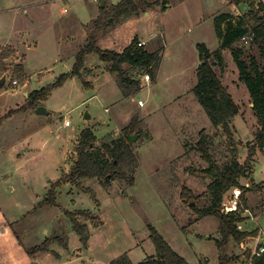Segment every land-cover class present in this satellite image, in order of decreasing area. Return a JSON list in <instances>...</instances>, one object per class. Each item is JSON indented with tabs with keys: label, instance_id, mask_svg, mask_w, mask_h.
<instances>
[{
	"label": "rangeland",
	"instance_id": "1",
	"mask_svg": "<svg viewBox=\"0 0 264 264\" xmlns=\"http://www.w3.org/2000/svg\"><path fill=\"white\" fill-rule=\"evenodd\" d=\"M105 1L108 9L118 0ZM148 1L150 6L97 30L99 0H0L4 56L0 62L7 67L0 70V79L5 76L0 85V118L23 105L31 91L69 71L89 39L101 49L122 51L136 36L147 51L161 49L153 80L145 81V73L128 69L141 81V88L128 96L118 88L108 64L91 51L84 57L81 77L68 76L39 102L47 114L28 110L3 118L0 264H110L121 256L137 264L156 254L153 230L189 264H218V219L197 211L209 203L207 186L212 180L198 141L204 136L208 152L222 165L229 161L233 146L244 162L254 139L258 123L231 52L220 49V56L214 54L220 47L214 17L230 13L235 20L249 5L232 0ZM258 3L264 1L255 0ZM199 44L205 45L208 60L216 63L213 70L239 106L231 119L233 146L222 127L212 125L192 92L202 61ZM245 45V56L257 52ZM133 117V133L145 130L146 134L131 145L137 159L131 183L114 179L105 187L93 177L63 179L76 158L82 129L90 128L99 146L122 136ZM248 166L252 172L239 179L246 202L242 214L250 217L249 230L261 228L263 239L264 148L253 151ZM232 189L226 195L229 208H233L228 202ZM50 190L54 201L43 204ZM83 210L92 214L77 215L87 225L86 245L68 216ZM248 238L239 247V242L228 241L227 253L237 257L230 264H251ZM39 246L47 251L28 254Z\"/></svg>",
	"mask_w": 264,
	"mask_h": 264
},
{
	"label": "trees",
	"instance_id": "2",
	"mask_svg": "<svg viewBox=\"0 0 264 264\" xmlns=\"http://www.w3.org/2000/svg\"><path fill=\"white\" fill-rule=\"evenodd\" d=\"M235 4L248 3L249 9L245 14L233 19L230 13H219L214 17V29L216 36L220 40V47L214 52L220 56V49H229L232 59L238 69L239 79L246 86L251 103L252 111L258 123L254 134V139L248 146V154L244 162L237 158L236 148L233 146L231 119L239 113V106L234 102L231 94L223 86L213 66L216 64L209 61L210 54L206 51L204 44H199L201 59L196 72V83L192 92L198 103L202 106L210 122L214 127L221 126L227 135L228 142L233 146L232 155L228 162L218 165L213 156L208 152L204 142V136L198 141V148L202 152V157L208 162L205 169L212 176V180L207 186L209 203L198 209L201 216L213 215L218 219L220 228V239L218 240V264H230L236 260V256L230 255L226 251L227 243L230 239L240 242L244 237L250 235L238 229L237 223L242 219L243 203L235 209L229 208L226 202L227 193L233 188H242L239 179L252 172L249 170V160L253 151L264 148V15L259 10L264 11V4H255V0H232ZM103 2V5H101ZM148 0H118L106 9V1L99 0L100 15L94 21L97 30H103L109 26L113 20L121 15H132L145 6H150ZM261 14V15H260ZM111 18V20H110ZM245 37V38H244ZM137 37L134 36L122 51L112 49H101L95 39H89L75 56V61L71 69L61 73L50 85L41 89L33 90L29 93L26 102L16 109H9L0 118V125L6 116L16 112L35 110L39 102L44 100L51 89L59 85L68 76H82L84 68V57L87 53L95 51L99 54L103 62L108 64V70L114 74L118 88L124 96L141 88L140 79H135L129 73L136 70L140 73H148L153 80L156 76L160 61L161 49L147 51L143 45L138 44ZM248 44L250 49H256V53H248L245 56L244 47ZM4 57L3 53L0 58ZM218 64V63H217ZM6 65L0 62V70L5 71ZM21 71V67L17 69ZM136 117L124 128V134L118 138L104 140L100 145H96V137L90 128H84L79 132L77 145L75 147L76 158L68 173L63 179L76 182L81 178H97L100 183L107 187L114 179H128L132 182L131 172L137 163L136 156L132 150V143L126 137V133L135 130ZM140 133V132H138ZM232 189V190H233ZM242 196V195H241ZM54 201V192L50 190L45 203ZM245 202V201H244ZM78 214L92 216L88 210L68 213L72 221L74 230L80 241L86 245L89 232L85 223H80ZM153 240L156 247V254L151 258L143 260L137 264H189L183 257L176 253L170 245L153 230ZM45 247H35L28 250L32 255L36 252H46ZM110 264H133L124 256L112 261ZM205 264V263H204ZM251 264H264V254L253 256Z\"/></svg>",
	"mask_w": 264,
	"mask_h": 264
},
{
	"label": "built area",
	"instance_id": "3",
	"mask_svg": "<svg viewBox=\"0 0 264 264\" xmlns=\"http://www.w3.org/2000/svg\"><path fill=\"white\" fill-rule=\"evenodd\" d=\"M65 11V8H64ZM245 38V37H244ZM144 42L139 41L138 44L142 45ZM143 80L148 81L149 80V74L145 73L143 75ZM13 84H16V81L13 80ZM138 104L141 106L143 105L142 100H138ZM65 125H68V121L65 120L64 122ZM242 195V190L238 187L234 188L231 192V196L228 199L229 204L233 207L232 209H235L238 205H241V199L240 196ZM261 254H264V239L260 240V243L256 246L255 250L251 254L250 261L252 260L253 256H260Z\"/></svg>",
	"mask_w": 264,
	"mask_h": 264
},
{
	"label": "crops",
	"instance_id": "4",
	"mask_svg": "<svg viewBox=\"0 0 264 264\" xmlns=\"http://www.w3.org/2000/svg\"><path fill=\"white\" fill-rule=\"evenodd\" d=\"M262 1H264V0H262ZM166 6L168 7V6H170V4H166ZM166 9H168V8H166ZM243 195V194H242ZM240 199H241V201H242V203H243V205L245 204L246 205V202H244L245 200L243 199V197L242 196H240ZM244 208H246V207H244ZM241 215H242V219H241V221H239L238 223H237V226H238V229L240 230V231H245V232H248V233H250V235L249 236H247V237H249L248 239V243L249 244H251V246H252V248H251V251H252V253H253V251L255 250V248H256V246L260 243V239L261 238H259L260 236H259V231H262L261 230V228L260 227H258L257 229H254V230H249V228H247V223L250 221V217L248 218V217H246V215L244 216L242 213H241ZM251 217H253L252 215H251ZM253 219H254V217H253ZM2 228V227H1ZM252 232V233H251ZM264 239V238H263ZM242 241V240H241ZM239 242V245H238V247L241 245L242 246V242ZM254 241H255V243H254ZM250 264V263H249Z\"/></svg>",
	"mask_w": 264,
	"mask_h": 264
},
{
	"label": "water",
	"instance_id": "5",
	"mask_svg": "<svg viewBox=\"0 0 264 264\" xmlns=\"http://www.w3.org/2000/svg\"><path fill=\"white\" fill-rule=\"evenodd\" d=\"M101 5H103V2H101ZM205 61V59H202V61L201 62H204ZM4 77L5 76H3L1 79H0V85H2V83H3V80H4ZM251 107H252V104H251ZM35 113L36 114H47L48 113V109L46 108V107H44L43 105H38L37 107H36V109H35ZM85 117H89V115L86 113L85 115H84ZM146 134V131L144 130V131H141V133H133V132H131L130 130L126 133V137H127V139L129 140V142L130 143H133L134 142V140H136L137 138H138V136L139 135H142V136H144Z\"/></svg>",
	"mask_w": 264,
	"mask_h": 264
}]
</instances>
